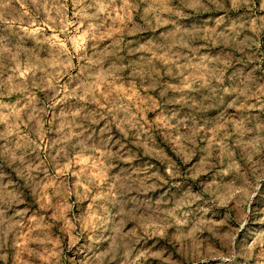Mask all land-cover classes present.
I'll use <instances>...</instances> for the list:
<instances>
[{
	"label": "clouds",
	"instance_id": "clouds-1",
	"mask_svg": "<svg viewBox=\"0 0 264 264\" xmlns=\"http://www.w3.org/2000/svg\"><path fill=\"white\" fill-rule=\"evenodd\" d=\"M264 0H0V264H264Z\"/></svg>",
	"mask_w": 264,
	"mask_h": 264
},
{
	"label": "rangeland",
	"instance_id": "rangeland-1",
	"mask_svg": "<svg viewBox=\"0 0 264 264\" xmlns=\"http://www.w3.org/2000/svg\"><path fill=\"white\" fill-rule=\"evenodd\" d=\"M253 207L260 208L264 207V189H262L261 195H259L253 204Z\"/></svg>",
	"mask_w": 264,
	"mask_h": 264
}]
</instances>
